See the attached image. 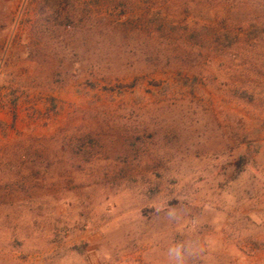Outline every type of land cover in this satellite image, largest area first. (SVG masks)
I'll list each match as a JSON object with an SVG mask.
<instances>
[{
  "label": "rangeland",
  "instance_id": "374dc122",
  "mask_svg": "<svg viewBox=\"0 0 264 264\" xmlns=\"http://www.w3.org/2000/svg\"><path fill=\"white\" fill-rule=\"evenodd\" d=\"M0 264H264V0H0Z\"/></svg>",
  "mask_w": 264,
  "mask_h": 264
}]
</instances>
